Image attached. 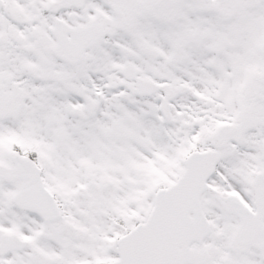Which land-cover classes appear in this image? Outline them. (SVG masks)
<instances>
[{
	"label": "snow or ice",
	"instance_id": "obj_1",
	"mask_svg": "<svg viewBox=\"0 0 264 264\" xmlns=\"http://www.w3.org/2000/svg\"><path fill=\"white\" fill-rule=\"evenodd\" d=\"M0 264H264V0H0Z\"/></svg>",
	"mask_w": 264,
	"mask_h": 264
}]
</instances>
